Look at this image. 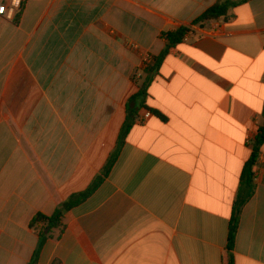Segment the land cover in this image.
I'll list each match as a JSON object with an SVG mask.
<instances>
[{
	"label": "crops",
	"instance_id": "1",
	"mask_svg": "<svg viewBox=\"0 0 264 264\" xmlns=\"http://www.w3.org/2000/svg\"><path fill=\"white\" fill-rule=\"evenodd\" d=\"M219 1L30 0L16 21L0 17V264H29L33 218L103 172L145 58L154 64L163 34L181 27L191 32L147 87L165 119L139 111L110 173L38 264H222L263 124L264 0H228L227 17L193 25ZM253 171L235 264H264V145Z\"/></svg>",
	"mask_w": 264,
	"mask_h": 264
},
{
	"label": "trees",
	"instance_id": "2",
	"mask_svg": "<svg viewBox=\"0 0 264 264\" xmlns=\"http://www.w3.org/2000/svg\"><path fill=\"white\" fill-rule=\"evenodd\" d=\"M235 5L228 0H220L215 6L209 8L205 11L194 23L193 25H203L207 22L217 20L220 18H225L229 15L230 10ZM191 32L190 28L181 27L172 32H166L163 34V38L166 39L167 45L163 53L155 59L154 64L151 67L145 69L144 73L147 75V79L142 85L140 91L131 97L127 103V117L126 121L121 130L118 146L116 151L111 155L107 166L104 168L103 172L94 180L91 186L84 192L75 194L71 196L67 201H65L55 212L54 215L47 217L42 214L36 215L31 221V228L36 229L39 233V243L37 249L33 255V258L29 264H38L41 251L47 242L48 239L53 238V233L55 230H58L61 234L64 231L65 225L63 220L65 215L76 208L77 206L84 203L89 199L95 191L102 184L103 180L108 176L112 167L116 163L117 158L119 157L120 150L124 145L127 136L132 130L133 126L137 122L138 113L142 109H146L151 112L152 115L157 117H165L158 111L149 108L146 105L147 98V87L150 83V78L154 73H157L163 59L168 55L171 48H174L180 45ZM264 145V113H263V124L259 128L258 134L253 141V152L250 160L246 164L242 176L240 188L237 194V198L233 207V214L229 224V233H228V242L227 247L222 255V264H235L234 249L236 243V237L239 229L240 216L243 207L252 199L255 192V175L253 168L257 164L259 159L261 147ZM40 224H43L40 226ZM49 230L48 233L46 231Z\"/></svg>",
	"mask_w": 264,
	"mask_h": 264
},
{
	"label": "built area",
	"instance_id": "3",
	"mask_svg": "<svg viewBox=\"0 0 264 264\" xmlns=\"http://www.w3.org/2000/svg\"><path fill=\"white\" fill-rule=\"evenodd\" d=\"M28 1L30 0H0V8L3 9V11H0V17L16 21V19H19ZM152 65L153 59L147 56L144 61V68L146 69ZM150 116L151 113L147 112L144 120L148 119ZM141 122H143V120H141Z\"/></svg>",
	"mask_w": 264,
	"mask_h": 264
},
{
	"label": "snow or ice",
	"instance_id": "4",
	"mask_svg": "<svg viewBox=\"0 0 264 264\" xmlns=\"http://www.w3.org/2000/svg\"><path fill=\"white\" fill-rule=\"evenodd\" d=\"M0 11H3V9H2V8H0Z\"/></svg>",
	"mask_w": 264,
	"mask_h": 264
},
{
	"label": "water",
	"instance_id": "5",
	"mask_svg": "<svg viewBox=\"0 0 264 264\" xmlns=\"http://www.w3.org/2000/svg\"><path fill=\"white\" fill-rule=\"evenodd\" d=\"M46 233H48V231Z\"/></svg>",
	"mask_w": 264,
	"mask_h": 264
}]
</instances>
